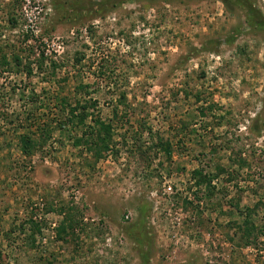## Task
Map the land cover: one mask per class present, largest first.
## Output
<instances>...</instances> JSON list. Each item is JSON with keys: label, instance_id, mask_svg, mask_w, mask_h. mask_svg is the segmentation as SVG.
Instances as JSON below:
<instances>
[{"label": "rangeland", "instance_id": "374dc122", "mask_svg": "<svg viewBox=\"0 0 264 264\" xmlns=\"http://www.w3.org/2000/svg\"><path fill=\"white\" fill-rule=\"evenodd\" d=\"M0 264H264V0H0Z\"/></svg>", "mask_w": 264, "mask_h": 264}]
</instances>
